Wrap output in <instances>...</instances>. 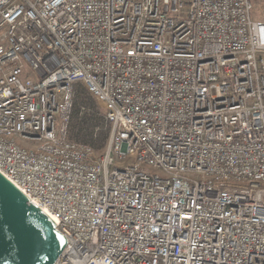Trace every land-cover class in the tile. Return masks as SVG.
Instances as JSON below:
<instances>
[{"label": "built area", "instance_id": "2783aa9c", "mask_svg": "<svg viewBox=\"0 0 264 264\" xmlns=\"http://www.w3.org/2000/svg\"><path fill=\"white\" fill-rule=\"evenodd\" d=\"M250 0H0V174L57 264H264V23ZM100 152L69 139L74 86Z\"/></svg>", "mask_w": 264, "mask_h": 264}, {"label": "water", "instance_id": "95a60500", "mask_svg": "<svg viewBox=\"0 0 264 264\" xmlns=\"http://www.w3.org/2000/svg\"><path fill=\"white\" fill-rule=\"evenodd\" d=\"M0 174V264H57L66 238Z\"/></svg>", "mask_w": 264, "mask_h": 264}, {"label": "trees", "instance_id": "16d2710c", "mask_svg": "<svg viewBox=\"0 0 264 264\" xmlns=\"http://www.w3.org/2000/svg\"><path fill=\"white\" fill-rule=\"evenodd\" d=\"M73 112L70 121L69 139L90 146L100 152L108 139L109 125L100 114L103 106L79 84L74 86Z\"/></svg>", "mask_w": 264, "mask_h": 264}, {"label": "rangeland", "instance_id": "374dc122", "mask_svg": "<svg viewBox=\"0 0 264 264\" xmlns=\"http://www.w3.org/2000/svg\"><path fill=\"white\" fill-rule=\"evenodd\" d=\"M252 5L251 17L253 20L264 23V0H250ZM94 99L93 97H91ZM100 114L104 115L103 110Z\"/></svg>", "mask_w": 264, "mask_h": 264}]
</instances>
